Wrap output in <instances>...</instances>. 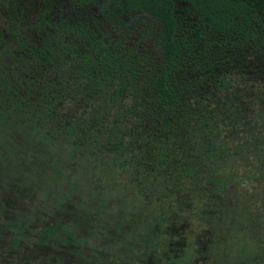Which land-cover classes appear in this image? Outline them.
<instances>
[{"label":"trees","instance_id":"trees-1","mask_svg":"<svg viewBox=\"0 0 264 264\" xmlns=\"http://www.w3.org/2000/svg\"><path fill=\"white\" fill-rule=\"evenodd\" d=\"M1 177L55 205L33 242L29 218L0 221L28 264H109L110 239L167 221L206 227L225 259L222 234L248 237L264 264V0H0ZM100 198L111 224L85 227ZM124 242L138 264L127 238L113 258ZM188 246L157 260L189 264Z\"/></svg>","mask_w":264,"mask_h":264},{"label":"rangeland","instance_id":"rangeland-1","mask_svg":"<svg viewBox=\"0 0 264 264\" xmlns=\"http://www.w3.org/2000/svg\"><path fill=\"white\" fill-rule=\"evenodd\" d=\"M2 177L0 178V184L2 182ZM13 179V178H12ZM45 178L41 179L40 182L46 181ZM32 180L35 181L34 178ZM104 178V182H105ZM32 182V185H36V182ZM106 183V182H105ZM1 188V186H0ZM35 189V188H33ZM23 190V191H22ZM107 198V197H106ZM0 199L2 203L4 204V207L1 209V219L0 221H5L7 219H21V218H29L31 220V225H29V229L26 231L28 238L31 242H33V238L36 237L35 232L38 228L41 226L49 225L51 222H53L52 218L54 215V209H52L55 205L52 204L48 209H43L41 207V202L35 201V196L27 192L25 188H21L17 186L16 183L13 184V188L11 191L8 189H3L0 191ZM56 203V202H55ZM108 201H103V199L98 200V204L95 205V207L98 208V212L101 214V221L95 222L92 220L91 223L85 222V227H96L97 225L102 226L103 228H106L111 224L110 217L113 215V210H111L108 205H106ZM64 207L69 206L66 203H62ZM71 207V206H70ZM58 216V220L63 222L64 218L63 215L66 214L67 217H70V213L68 211H60L56 213ZM128 217H131L129 212H126ZM109 217V218H107ZM116 222V220H113ZM55 223V222H53ZM185 223H188L190 225H185ZM90 225V226H89ZM230 226L232 224L230 223ZM258 228L255 224H248L247 230H253ZM112 230V229H111ZM224 232H227V227L223 228ZM1 232V227H0ZM209 235V229L202 226L199 227L196 222H181L177 225V223H171L167 221L163 226H160L158 222H153L151 226H149V229L146 232H141L138 237H126L125 235H122L119 239L113 238L110 239V241L106 244V258H104L105 262H109V264H112L111 262H116V264H122L125 262H131L135 253L132 250H128L126 248V242L123 243L124 248L122 247V252L119 255L120 258L115 259L113 258V242L115 241H122L123 239L127 238L131 241H136L134 243H138L141 248L144 249L142 253L137 256V259L140 260L138 264H164L162 260L158 261L157 256L159 254H166L168 259H178L180 257V254L184 251L185 248H188V245L192 244V251L197 250V254L199 255H193L190 254V252L187 254L188 260L184 258L183 262L189 261V264H260L259 262L254 261L253 259H250L246 255L251 254L249 243L250 239L247 237L245 241L242 242V248L237 249L238 247L233 244L234 238L231 236L222 234L224 237L223 240H227L232 242L231 252L232 256H230L228 259H225L227 257V254L225 251H223V248H220L217 243L214 242V249L211 245L213 240L207 241V238L211 237L204 234ZM152 234V235H151ZM103 235V234H102ZM161 235L162 237L158 238L157 245L154 249H150L149 244L155 243L154 236ZM228 236V237H227ZM258 237L261 236V233L257 234ZM104 237V236H102ZM245 239V237H244ZM177 240L184 241L182 244L181 242H177ZM2 242H0V264H28L27 260L28 257H34L36 255V250L30 251L25 246H22L23 252L18 253L12 252V251H6L7 248L3 247ZM197 246V247H196ZM191 247V246H190ZM26 248V249H25ZM37 246H35V249ZM40 248V247H39ZM217 248H219L221 251H219ZM150 250L153 251V253L150 252ZM190 250V248H189ZM205 251L204 254L201 252ZM32 252L35 253L32 255ZM223 252V253H222ZM42 254H45V257H49V251L48 249H44L41 251ZM20 255V256H19ZM218 255V256H217ZM18 256V257H17ZM90 255H88L89 257ZM253 257V255H251ZM54 257H52L53 259ZM72 258H79V257H72ZM46 260L44 259V262ZM158 261V262H157ZM76 262V261H74ZM36 264V263H34ZM68 264H71V262H68Z\"/></svg>","mask_w":264,"mask_h":264},{"label":"flooded vegetation","instance_id":"flooded-vegetation-1","mask_svg":"<svg viewBox=\"0 0 264 264\" xmlns=\"http://www.w3.org/2000/svg\"><path fill=\"white\" fill-rule=\"evenodd\" d=\"M170 222H171V223H177V222H175V221H173V222L170 221ZM159 224H160V223H159ZM177 225H178V223H177ZM160 226H163V225L160 224ZM159 237H160V236H159ZM154 239H155V241H156V242L154 243V245L156 246V245H157L158 238L156 239V238L154 237ZM177 242H178V243L181 242L182 244L184 243V241H181V240H179V241L177 240ZM94 257H95V255H91V256H90V258H94Z\"/></svg>","mask_w":264,"mask_h":264}]
</instances>
